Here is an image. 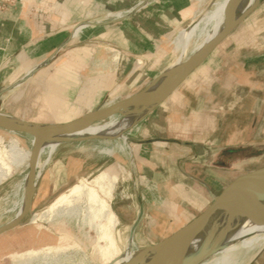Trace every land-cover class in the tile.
I'll use <instances>...</instances> for the list:
<instances>
[{
    "label": "crops",
    "instance_id": "obj_1",
    "mask_svg": "<svg viewBox=\"0 0 264 264\" xmlns=\"http://www.w3.org/2000/svg\"><path fill=\"white\" fill-rule=\"evenodd\" d=\"M194 4L195 0H26L23 6L1 10L0 86L22 79L18 84L22 87L14 88L6 102L22 100L30 83L38 91L45 84L42 103L53 116L70 117L58 111L72 103L77 111L72 119L39 122L52 124L140 91L174 64L176 58L170 57L175 46L170 42L194 22L198 14ZM263 7L264 0L255 10ZM112 11H119L114 16L123 15L94 23V18ZM251 14L143 120L137 141L149 151L144 157L135 147L136 160L145 167L139 182L134 181L135 216L126 215L133 212L128 211L130 205L113 210L120 226L131 228L141 208L138 225L150 220L151 211L161 215L177 211L178 198L185 204L182 214H192L178 230L238 176L227 159L233 157L232 148L243 146L255 132L256 118L264 113V18L259 21L262 28L247 41L238 32ZM88 20L92 25L76 26ZM253 42L256 45H249ZM58 52L63 55L55 56ZM45 68L55 72L42 81ZM58 69L64 72L58 75ZM25 74L32 76L27 82ZM88 89L93 95L90 107L79 101L83 95L88 99ZM51 102L57 103L54 108L61 105L54 109ZM46 180L52 182L49 191L44 189ZM63 187L57 173L49 178L43 174L33 203L46 202Z\"/></svg>",
    "mask_w": 264,
    "mask_h": 264
},
{
    "label": "rangeland",
    "instance_id": "obj_2",
    "mask_svg": "<svg viewBox=\"0 0 264 264\" xmlns=\"http://www.w3.org/2000/svg\"><path fill=\"white\" fill-rule=\"evenodd\" d=\"M221 3H224V0H195L194 5L197 8L196 13L198 12V14L194 17V21L199 18L200 19L198 21H200L210 15L211 12V15H213L221 8ZM15 7L16 6L13 8ZM1 10L5 9L0 8V11ZM112 12L117 13L119 11ZM262 14H264V7L263 9L261 8L259 10H255L254 12L252 11V14L242 24V27L238 32L243 35L244 40L247 41L250 37L256 35L258 27L262 28L263 23L259 22L264 18ZM107 15L108 13H105L94 18V20L103 21L105 19H110V17H114H109ZM79 39L80 37H78L77 40ZM195 44L196 41L193 39L188 46L186 52L187 56H190ZM170 45L174 48L175 44L173 40H171ZM249 45H256V42ZM62 55L63 54L58 52L55 56L59 57ZM106 55L110 58L113 56V54L110 53ZM175 58L176 52L170 57V60ZM60 71L61 70L59 69L57 70L58 75L61 72H64V70ZM54 72L55 71L49 70L48 68L42 70V81L50 77ZM156 72L157 71L155 70L152 76H154ZM26 74L24 75L25 78L23 77L24 82H27L31 76H26ZM152 76H149V78ZM21 82L22 79L21 81H16L12 85L0 86V112L2 114H6L26 122L39 123L72 119V115L77 113L74 103L68 104L67 109L63 108L58 111V114H71L70 117L63 115L55 117L53 116L54 112L52 113L50 109L43 107L41 97L48 90V86H45V84L40 86L38 91V87L31 85L30 83L22 100L18 103H7V98L13 93L12 90H14V88L19 89L22 87V85H18ZM34 89H36V91H34ZM88 91L89 103H87V95H83L81 97L82 99H79V101H81V103L86 107H89L93 100L91 90L88 89ZM2 93L5 95V98L3 99ZM107 100L104 102H107ZM55 103L56 102H51L52 108H54L53 105L57 104ZM97 104H99V102L94 103L93 107L97 106ZM60 105L61 104L58 103L54 109H57V107L59 108ZM146 117L147 116L141 119L136 127L125 132V134H128L127 136L130 138V145L132 148L131 155L126 154V151L121 144L114 145L117 142V139L109 140L89 138L64 142L58 146L51 159L45 162L39 173L41 174L39 175V178L43 174L45 178H49L50 173H57V176L62 181V184L64 183V187L60 192L55 194L53 197H50V199L46 202L39 204L38 206L33 203V212L29 213L21 225L0 235V264H18L17 262H14V259L30 252L42 254L51 253L50 260L40 259L32 261L33 263L31 262V264H108L120 254H123L129 246H131V249L138 252L154 245L156 242H159L176 230V228L182 224L184 219L192 217V214H182L181 209L184 208L185 204L182 203V199L177 198L174 201L178 203L180 211L173 210L174 212L171 211L165 215L151 211L150 220H142L144 224L138 225L132 235L130 234V227H123L119 224L111 227L110 222L108 224V218H104L102 220L101 223L103 228L100 229L101 231L92 227L91 223L85 225L81 220L79 221L76 219H66L65 221V219L62 218L61 220L55 221L38 220L32 222V216L35 212L39 213L50 208L54 205V203L56 204L58 199L60 200L64 197V195L66 196L70 193L71 188L76 185L80 179H92L103 169L111 165L121 167L118 169L119 180L116 184L113 196L109 201L110 211L118 220L113 210L119 211L120 207H125V209H127L126 207L130 205L131 210L128 209V211L133 212H128L126 215H131V218H134V181L136 179V181L139 182V178L143 175V171L145 169L144 165L138 163L136 160L135 147L139 146L141 154L144 157L147 156L149 147L139 145L137 141V139L141 138L140 129L143 127V120ZM256 122L258 123V127H256L255 132L249 134V139L243 146L232 148L231 155L233 157L227 159V166L235 169V172H233L234 176L264 166V113H260L258 115ZM11 134L12 132L0 128V136L6 138V140L14 135V133L12 135ZM15 135L20 138L22 144L32 153V136L21 133H17ZM109 146L113 147L110 148ZM26 171L27 169L22 168L17 174L7 178L2 184H0V226L8 223L15 216V211L12 210L13 201L15 199L13 186L22 178ZM72 178L75 179V183H68ZM51 187L52 182L46 180L44 189L49 191ZM217 193L218 192H216V194ZM177 217L180 218L179 221ZM130 235L134 240L133 244H130L129 242V239L131 238ZM110 245L111 248L113 246L114 249H111ZM247 257L248 256H244L241 259V262L246 261ZM249 264H264V248L258 253L256 259Z\"/></svg>",
    "mask_w": 264,
    "mask_h": 264
},
{
    "label": "bare ground",
    "instance_id": "obj_3",
    "mask_svg": "<svg viewBox=\"0 0 264 264\" xmlns=\"http://www.w3.org/2000/svg\"><path fill=\"white\" fill-rule=\"evenodd\" d=\"M228 1L229 0H224V3H221V8L213 15H211V12L207 17L198 21L199 18L196 20L197 22L194 21L188 28H183L179 31L174 42L176 59L174 64L167 70L176 67L189 57L186 55V52L193 39H195L196 44L191 53L189 52L190 55L197 52L203 47V45L210 42L220 33L225 19L227 21L234 19L254 2V0H236L229 13L225 16V8ZM119 16L120 15H116L115 17ZM85 22H89V24L92 25V21L88 20L80 22L76 26ZM138 63H140V61ZM163 73H165V71ZM29 74H31V71ZM46 100L48 101V99ZM89 102L90 101L87 99V103ZM151 105L152 103H145L137 106H129L123 110L122 115L113 116L104 122L93 124L85 129L71 133L66 137L80 140L90 137L109 140L117 139V142L114 145L121 144V146L124 147L126 154L131 155L132 148L130 145V138L125 132L137 126L140 119L147 114ZM90 106L91 105H89V107ZM0 117L5 119L10 118L9 115L2 113H0ZM13 133L14 135H12ZM12 134L8 140L0 136V184H2L7 178L17 174L20 169H27L22 178L13 186L15 199L13 201L12 210L15 211L14 218H16L25 207L29 166L32 153L22 144L20 138L15 135L17 133L12 132ZM60 139H62L60 136L54 138L53 140L46 142L41 148L39 156L35 162L36 185L41 178H39V175H41L39 173L45 162L51 159L58 146L61 144ZM34 142L35 138L32 136V146ZM113 146L109 147L112 148ZM120 167L111 165L103 169L92 179H80L78 183L71 188L70 193L66 196L64 195L60 200L58 199L56 204L54 203L53 206L50 205V208L39 213L35 212L32 216V222L38 220L55 221L61 220L62 218H64L65 221L66 219H76L79 221L81 220L85 225L91 223L92 227L100 230L103 228L101 223L102 220L108 218V224L110 222L111 227L118 225V220L110 211L109 201L113 196L116 184L119 180L118 169H120ZM240 202L241 198L239 197L228 205L220 208L215 214L219 223V229L207 237H205L204 234L198 235L192 244L179 255L176 253L173 254L170 257L168 264H184L202 252L210 250H215V252L200 264H249L254 261L258 253L264 248V225L253 223L250 217L243 212L244 208L240 205ZM262 205H264V201L262 202ZM230 211H234L233 214L229 213ZM134 230L131 227L130 233L132 232L133 234ZM129 242L130 244L134 243L132 236L129 239ZM111 249H114L113 246ZM140 252L141 251H134L131 249V246H129L123 254H120L108 264L130 263ZM50 254L51 253L42 254L30 252L16 257L14 262H17L18 264H31L32 261L40 259L50 260ZM244 256L248 257L246 261L241 262V259Z\"/></svg>",
    "mask_w": 264,
    "mask_h": 264
},
{
    "label": "water",
    "instance_id": "obj_4",
    "mask_svg": "<svg viewBox=\"0 0 264 264\" xmlns=\"http://www.w3.org/2000/svg\"><path fill=\"white\" fill-rule=\"evenodd\" d=\"M235 1L236 0L228 1L225 8V16L229 13ZM261 2L262 0H254L247 9L234 19L230 21L225 19L222 30L210 42L203 45L201 49L190 55L181 64L165 71V73H162L152 80L146 87L132 95L118 99L105 106L98 107L85 113L81 117L63 123L40 124L26 122L11 116L9 119L0 117V128L9 132L26 134L35 138L30 159L25 207L20 215L0 226V235L21 225L29 213L33 212L32 206L37 188L35 184V162L41 148L46 142L59 136L62 137L60 143L80 140L66 136L93 124L104 122L113 116L122 115L123 110L129 106L152 103L147 114L141 118L143 119L157 105L173 93L239 25V23L260 5ZM239 197L241 198L240 205L244 208L243 212L250 217L251 221L258 225H264V205H262L264 201V166L239 174L226 184L218 194L213 196L212 202L199 215L169 236L142 250L136 255L133 261L127 264H168L173 254L176 253L179 255L192 244L198 235L204 234V236L207 237L216 232L219 229V223L215 217L216 212ZM233 212L234 211H230L229 213L233 214ZM142 216L143 208H141L137 220L131 226L133 230L137 227ZM130 234L132 235V232ZM214 252L215 250L202 252L184 264H200L213 255Z\"/></svg>",
    "mask_w": 264,
    "mask_h": 264
},
{
    "label": "built area",
    "instance_id": "obj_5",
    "mask_svg": "<svg viewBox=\"0 0 264 264\" xmlns=\"http://www.w3.org/2000/svg\"><path fill=\"white\" fill-rule=\"evenodd\" d=\"M147 1H150V0H147ZM25 3H26V0H3V3L0 5V8L1 9H12L14 6H17V5H21V6H23V5H25ZM30 13H32V12H30ZM113 12H111V13H108V15L107 16H114V14H112ZM121 15H123L122 13H121ZM120 15V16H121ZM119 16V17H120ZM115 17V16H114ZM110 18H113V17H110ZM103 22H105V21H101V20H96V22H94V23H98V24H100V23H103ZM93 23V24H94Z\"/></svg>",
    "mask_w": 264,
    "mask_h": 264
}]
</instances>
